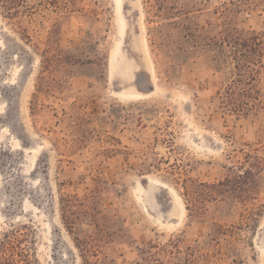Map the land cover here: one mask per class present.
I'll list each match as a JSON object with an SVG mask.
<instances>
[{"label":"rangeland","instance_id":"1","mask_svg":"<svg viewBox=\"0 0 264 264\" xmlns=\"http://www.w3.org/2000/svg\"><path fill=\"white\" fill-rule=\"evenodd\" d=\"M6 1L0 242L35 264H264V0Z\"/></svg>","mask_w":264,"mask_h":264},{"label":"trees","instance_id":"2","mask_svg":"<svg viewBox=\"0 0 264 264\" xmlns=\"http://www.w3.org/2000/svg\"><path fill=\"white\" fill-rule=\"evenodd\" d=\"M16 0H7L5 3H15ZM250 48L257 49L261 46L260 42H257L256 39H252ZM240 64L237 63V66ZM245 67V65L243 66ZM239 75V74H237ZM240 82L236 80L235 83ZM233 83L229 88V92H235L237 87ZM247 104L244 102H240L233 106L234 110L237 112L245 111L247 109ZM24 240V236L18 231H13L4 236V239L0 242V264H35L30 259L29 250L30 248H26L22 245V241Z\"/></svg>","mask_w":264,"mask_h":264},{"label":"bare ground","instance_id":"3","mask_svg":"<svg viewBox=\"0 0 264 264\" xmlns=\"http://www.w3.org/2000/svg\"><path fill=\"white\" fill-rule=\"evenodd\" d=\"M112 73H113V75H114V72H115V69H116V64L114 65H112ZM122 69H123V67H122ZM126 68H124L123 69V71H122V75L124 76V77H128V75L126 74V70H125ZM149 83V82H148ZM137 91H138V89H136ZM139 92V91H138Z\"/></svg>","mask_w":264,"mask_h":264},{"label":"water","instance_id":"4","mask_svg":"<svg viewBox=\"0 0 264 264\" xmlns=\"http://www.w3.org/2000/svg\"><path fill=\"white\" fill-rule=\"evenodd\" d=\"M138 76H136V86L140 88L139 84H140V81L138 82Z\"/></svg>","mask_w":264,"mask_h":264}]
</instances>
